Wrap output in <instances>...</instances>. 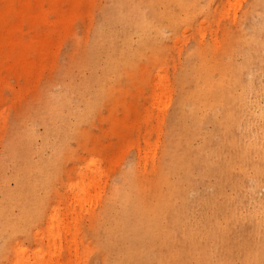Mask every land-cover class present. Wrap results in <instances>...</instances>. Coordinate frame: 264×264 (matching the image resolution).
<instances>
[{
	"label": "rangeland",
	"instance_id": "obj_1",
	"mask_svg": "<svg viewBox=\"0 0 264 264\" xmlns=\"http://www.w3.org/2000/svg\"><path fill=\"white\" fill-rule=\"evenodd\" d=\"M263 34L264 0H0V264H130L172 249L161 210L146 216L130 196L140 187L150 198L167 151H198L196 134L176 149L191 123L186 95L209 82L223 91L236 68L246 79L233 135L206 144L245 151L247 167L223 162L217 174L232 152L208 164L216 175L197 162L207 178L169 165V186L195 183L164 211L178 223L180 263L200 252L195 264H264V45L243 46ZM214 125L202 122L205 133Z\"/></svg>",
	"mask_w": 264,
	"mask_h": 264
},
{
	"label": "bare ground",
	"instance_id": "obj_2",
	"mask_svg": "<svg viewBox=\"0 0 264 264\" xmlns=\"http://www.w3.org/2000/svg\"><path fill=\"white\" fill-rule=\"evenodd\" d=\"M160 15H163V14H160ZM251 37H252V35L250 37L245 38V42H244L243 46L247 45L249 47H255V46L261 45V47H262L264 45V34L262 36L256 35L255 39L251 38ZM260 37H263V39H260ZM252 40H254V41H252ZM250 41H251V43H249ZM114 56L116 57L115 50H113L111 58H113ZM251 56L254 58L260 57V55L257 54V51H256V53H252ZM235 70L236 71H234L233 75L237 76L238 80L234 81V83H231L230 86H225L223 91L215 93L210 88L211 82H209V83H206L205 85H202V84L195 85V90L191 91V93L189 95H186L185 100L188 101L189 108L185 107L184 111H186V112L184 113V118L187 120H190L191 123L189 125L187 123H185V124H187L186 126H188V127H186L187 130L185 129V134L184 133L182 134V132L180 131L181 129H179V131H177L178 136L176 138V140H177L176 149H177V147L179 148V144L182 141L188 140V143H189V140H191V138H196L195 137V134H196L197 138H200L203 141V143H201L202 145L197 146L199 148V149L196 148V149H198V151L196 150L197 153H195L196 151L193 150L194 151V154H193L192 149H190V151H192V152L189 151V146H191V144L187 145V142L185 143V145H187L188 147L187 146L185 147V149L187 148V150H186V153H184L183 155H179L177 150H175L177 153L176 152L171 153V151H167V153H165L162 168L160 170V173H162V182L159 184V187L153 191V193L150 195V198L149 199L147 198V196H149V195H147L148 194L147 191L141 192L140 187H137V189H136L137 191L133 194V196L132 195L130 196L133 198V201L136 202V210L142 214H145L146 216L150 215L149 214L150 212L153 213L155 210H161V214H160L161 232H163V234L165 233L163 238H162L164 240L163 243H166V242H168L170 244L172 243V247H173L172 249L166 250L164 245L161 244L158 246V249L160 251V254L158 257H151L149 255H143L140 259L133 258L131 261H129L130 264H182L179 262L180 255L182 253L181 248L179 247L180 246L179 237L175 236L176 238L171 239V237L173 235L170 233L171 226L174 225V227H175V225H177L178 223H177V221L174 222L172 215H168L167 213H165L164 208L166 207V211L172 212V208H175V203L173 204V202L176 199H179V197L186 191L187 187H189V186L193 185V183H195V182H193V180H194L193 178H195V177L194 176H193V178L190 177V179L192 178L191 179L192 183H190L191 180L187 179L185 184L182 185V184L176 183L177 185L175 187H171L168 185L169 184L168 183L169 182V175H167L165 173L166 167L175 166V165L179 164L180 168H182L184 171L186 170L187 173L191 172V176L192 175L196 176V173L194 174V172H198L196 169H199V171H200V169L202 168V167H200V165L203 166V163H204V165H206V166H205V168H202V169L205 170L207 168L208 164L211 165L212 162L214 164V161L216 160L217 156H219V155H217V153L218 154L222 153L221 158H223L224 153H225V155L227 153H228V155H231L233 153L234 155L232 154L233 156L232 155L229 156V157H232L229 159L230 160L233 159L234 161L236 159V161L233 163L232 160H231L232 161L231 162L229 159H227V160L221 159V164L216 162L214 165L212 164L213 166L211 165L212 168L216 167V166L218 167L219 164L222 165L225 163L227 166L226 169L229 168L230 170L229 169L228 170L231 172H232V170H235L237 167L239 169H241V171L244 172L245 168L247 167V165L245 163L242 164L244 162L243 159L245 158L244 157L245 155L243 156L245 151L240 149L239 151H237L235 153V151L233 152V151L229 150V152H228V150H226L224 152V150H223V152H224L223 153L220 150L221 151V153H220L219 150L217 151L218 148H214L216 146L212 145L213 146L212 147L211 145L210 146L208 145L209 143L206 144L208 139L211 140V138H213V136L219 135V136H221L220 138H222V139L223 138L229 139V137L231 135H233V130L231 128L232 127V120L234 118V112H233L234 106L233 105L236 103V97L234 96L233 92L237 89L238 86L243 84L242 79H246V73H244L245 71H243V73H242V71L239 68H236ZM199 72L202 73L203 71L199 70L196 73H199ZM94 83L97 87L101 86V88L103 89L107 84V79L101 78V82H100V81H98L97 78H95ZM187 91H188V89H186V92ZM216 105L221 106L222 109H218ZM201 108L210 110L215 115H213L211 113H209V114L201 113L200 112ZM204 117H206V119ZM184 118L181 117L180 120H185ZM204 121H205V123L206 122L211 123V125H213V123H215L214 126L217 128L216 132L215 131L212 132L215 129V127H214V129H212V131H209L207 129V132L205 133L203 128H202V122H204ZM192 124L195 126L194 127L195 129H197L198 128L197 125H199V129L196 131L194 129H192L193 128V126H191ZM216 124L220 127H217ZM219 128L221 129L220 131H219ZM203 133L205 134L204 136L202 135ZM185 135H187L188 138ZM174 136L176 137V135H174ZM183 137H184V139H182ZM222 139H220V140H222ZM211 142H212V140H211ZM193 149H195V148H193ZM187 151H189V153ZM240 151H242V152H240ZM180 152L182 153V151H180ZM238 152H240V153H238ZM190 153L193 155H191ZM241 153H243V154L241 155ZM236 154H238L239 156ZM186 155H188V156H186ZM234 156H236V157H234ZM175 157H177V158H175ZM185 157H186V159H185ZM227 157H228L227 155L224 156V158H227ZM237 157H239L240 161L243 160L242 163L239 162ZM242 157H243V159H242ZM200 159H203L205 161L200 160ZM199 160L201 161V164H200ZM198 161L200 164L199 167H198V163H197ZM202 161H203V163H202ZM205 162H206V164H205ZM236 162L237 163L239 162L238 165H236L237 164ZM240 163H241V166H240L241 168L239 167ZM195 164H197L198 168L195 167V169H193V167L196 166ZM234 164H235V166H234ZM231 165H232V167L233 166L234 167L237 166V167L232 169ZM262 165H264V164H262ZM222 166H223L222 167L223 169L220 167V169H222L221 171H220V169L218 170L219 167L217 168V170H216L217 174L220 172L222 174V171L225 170V167H224L225 165H222ZM208 168L210 169L209 166H208ZM208 168L206 169L207 172L205 171L206 173H208V170H209ZM202 169H201V174H200L201 177L203 174L206 176V174L202 172ZM213 169H210V171L212 172ZM211 172L209 173V175H211L212 173L216 175V172L215 173L214 172L211 173ZM231 172H230V174H231ZM237 172H238V170H237ZM225 173H228V171L225 170ZM232 174L230 175L231 177H229V175L227 177H229L230 179L233 178L235 173L233 174V176H232ZM197 175H198V173H197ZM209 175L206 176V178L209 177ZM205 176H203V178H205ZM226 178H224V179H226ZM229 178L227 180H229ZM233 179L236 180V178H233ZM225 182H223V183H225ZM164 183L166 184V187L163 186ZM173 183H175V181H173ZM173 183H171V184H173ZM29 186H30L31 190L28 193V198H29V200H34L35 199V193H34L35 188L31 183H29ZM144 189H146V188H144ZM128 190H129V188H128ZM179 193H180V196L177 197V195ZM121 196L127 197L126 199L130 198L127 192L123 193ZM144 196H146V197H144ZM123 205H126V203L120 204L121 208L120 207L119 208L122 209L121 212H123L124 209H128V206L123 207ZM117 209H118V205L115 202V212L117 211ZM111 210H113L111 208V206L106 208V211L104 214L105 218H107L109 216V213L111 212ZM124 224H126L125 220H122V224H120V222L115 223L116 234L121 231V229H122L121 225H124ZM119 234H120L119 236H120L121 240L119 241V243H117L116 236H115V240H114V248L115 249H117L121 245V243L125 240V238L127 237V235L123 232H121ZM128 239H129V237H128ZM153 248L157 249V245H154ZM132 249L133 248H131L130 246L125 249L128 256H130L132 254V251H133ZM195 255L196 256L202 255V256L197 257V259H194V261H192V260L186 261L183 264H195V262L196 263H202L206 257L204 254H201L200 252L196 253ZM207 264H211V263L207 262Z\"/></svg>",
	"mask_w": 264,
	"mask_h": 264
}]
</instances>
